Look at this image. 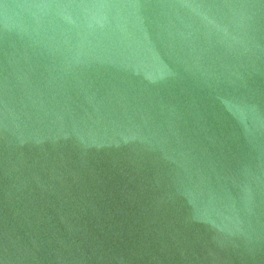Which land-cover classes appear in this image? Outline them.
Returning <instances> with one entry per match:
<instances>
[{"label":"water","instance_id":"1","mask_svg":"<svg viewBox=\"0 0 264 264\" xmlns=\"http://www.w3.org/2000/svg\"><path fill=\"white\" fill-rule=\"evenodd\" d=\"M0 264H264V0H0Z\"/></svg>","mask_w":264,"mask_h":264}]
</instances>
